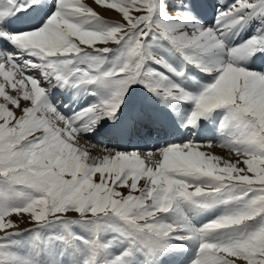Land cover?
<instances>
[{
    "label": "snow or ice",
    "instance_id": "6c2138e0",
    "mask_svg": "<svg viewBox=\"0 0 264 264\" xmlns=\"http://www.w3.org/2000/svg\"><path fill=\"white\" fill-rule=\"evenodd\" d=\"M0 264H264V0H0Z\"/></svg>",
    "mask_w": 264,
    "mask_h": 264
},
{
    "label": "bare ground",
    "instance_id": "6f19581e",
    "mask_svg": "<svg viewBox=\"0 0 264 264\" xmlns=\"http://www.w3.org/2000/svg\"><path fill=\"white\" fill-rule=\"evenodd\" d=\"M86 2L92 4V0H86ZM209 2H213V0H209ZM93 6L96 7L95 5H93ZM97 11L101 12V14L104 15L105 18H107V19L119 20L118 14L115 13L114 11H104L103 9H101L99 7H97ZM83 140H85V139H83ZM80 143L82 145H84L86 148H88L93 154H103V150H98V149L92 148L93 146L92 147L88 146L86 144V141L84 142L81 140ZM105 143H108L109 146L111 145V142H109L108 138H106ZM219 148H220V150H218L217 147H213L211 149L205 147V148H202V150L211 151L213 153H215V151L219 152V153H215V154L219 155V156H223L225 158H228L231 155V153L226 148H221V147H219Z\"/></svg>",
    "mask_w": 264,
    "mask_h": 264
},
{
    "label": "rangeland",
    "instance_id": "374dc122",
    "mask_svg": "<svg viewBox=\"0 0 264 264\" xmlns=\"http://www.w3.org/2000/svg\"><path fill=\"white\" fill-rule=\"evenodd\" d=\"M90 146V145H89ZM92 148H95V149H98V150H103V149H100V148H97L95 146H93ZM215 153H219V152H216ZM29 227H32V225L28 224L26 221L24 223H21L20 224V228L21 229H24V228H29Z\"/></svg>",
    "mask_w": 264,
    "mask_h": 264
}]
</instances>
